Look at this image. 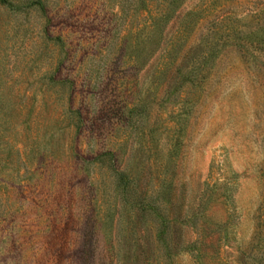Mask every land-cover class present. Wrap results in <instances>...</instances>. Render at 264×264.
Wrapping results in <instances>:
<instances>
[{
    "label": "rangeland",
    "instance_id": "obj_1",
    "mask_svg": "<svg viewBox=\"0 0 264 264\" xmlns=\"http://www.w3.org/2000/svg\"><path fill=\"white\" fill-rule=\"evenodd\" d=\"M44 1L0 0V264H259L264 0Z\"/></svg>",
    "mask_w": 264,
    "mask_h": 264
},
{
    "label": "trees",
    "instance_id": "obj_2",
    "mask_svg": "<svg viewBox=\"0 0 264 264\" xmlns=\"http://www.w3.org/2000/svg\"><path fill=\"white\" fill-rule=\"evenodd\" d=\"M2 2L4 4H6L7 8L12 10V11H19L21 10V8L23 7H27V8H32L33 10L39 11L41 13H45V1L44 0H27V2H23V1H15V0H2ZM177 51L176 48H163V51L165 52V59L163 62V67L165 68H169L171 67V65H175L174 62L176 61L177 57H179V50L178 53L176 55H173V51ZM189 56V55H188ZM184 58V56H182V59ZM195 70H191L189 72V76L192 75L194 73ZM65 80L62 79V81L59 83L60 85L64 84ZM106 153H99L96 158L99 159L100 161L102 160V158L105 156ZM118 177L120 179V181L124 182L125 179V175L122 172H118ZM124 180V181H123ZM256 228H259V225H257ZM264 260V258H260L258 260V263L261 264L262 261Z\"/></svg>",
    "mask_w": 264,
    "mask_h": 264
}]
</instances>
